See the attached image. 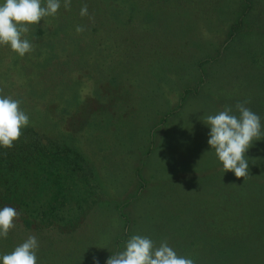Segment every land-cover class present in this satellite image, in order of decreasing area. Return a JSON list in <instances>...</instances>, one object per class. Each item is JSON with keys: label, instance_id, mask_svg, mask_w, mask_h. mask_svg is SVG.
<instances>
[{"label": "rangeland", "instance_id": "374dc122", "mask_svg": "<svg viewBox=\"0 0 264 264\" xmlns=\"http://www.w3.org/2000/svg\"><path fill=\"white\" fill-rule=\"evenodd\" d=\"M153 1L156 7L164 9V13L157 20L159 27L149 23L150 32L160 42H178L176 52L180 53L167 52L162 57L161 51L150 49L140 55L136 73L145 77L149 73V86L156 89H159L156 83L160 79L164 100L146 93L140 98L143 100L138 105L140 112L132 113L131 121L126 124L125 120H114V127L109 129L105 126V118L100 116L95 120L97 129L90 131L89 136L101 135V139L94 143L89 138L83 150L81 144L74 147L79 151L78 159L76 152L69 151L73 145L64 135L45 133L38 128L32 133L22 130L17 144H13L12 150L8 149L11 158L0 161L4 167L0 166V175L9 180L6 191L2 189V197L0 192V207L11 206L18 212L14 218L15 226L9 230L7 238L0 239V253L11 252L29 235L36 236L39 242L38 264H94V258L99 264H105L111 253L123 249L124 242L132 234L149 236L157 245L166 240L174 249L187 246L182 256L191 257L195 262L196 256L199 262L198 253L203 246L217 250L225 245L228 249L231 242H240L257 251L264 248L259 229L245 233L244 230L241 233L230 231L228 201L233 191L228 180L231 179L226 180L220 162L210 151L211 146L207 143L210 129L202 121L225 106L234 110L237 102L256 105L259 100L256 96L264 95V89L256 92L250 88L253 80L249 65L245 69L242 61L237 66L244 54L235 55L233 62L231 52L208 66L207 81L199 85L200 57L192 55H200L194 50L199 46L195 40L216 43L222 29L235 18L240 1L227 0L224 11L217 18L219 0H185L186 6L182 0ZM259 2L263 4L264 0ZM162 21L173 25L165 29ZM184 23L191 25L193 39L189 44L193 49L183 44L185 38L191 37L179 34ZM48 28L52 31L54 27L49 24ZM102 31V41L106 40L111 48L114 46V61H117L121 55L116 48L120 42L116 35L118 29L112 24V29L105 25ZM132 45L135 49L126 45L122 53L128 51L131 57L143 49L136 43ZM91 47L96 48L93 44ZM90 53L89 49L88 56ZM169 55L176 59L162 60ZM259 58L262 59L258 52L246 61L259 62ZM151 60H154V66L165 65L163 74L158 75L159 71L154 68L153 71L145 70ZM118 65L120 62L113 64L110 71L115 73ZM193 84L199 92L178 109L182 89ZM41 122L50 124L45 119ZM66 147L69 148L66 150ZM262 149V139L254 141L252 157H247L248 161H253L252 164L249 162V169L254 170V176H258L257 159ZM57 150L70 156V165L61 166L63 174L71 177L67 182L71 189L67 199L52 213L50 195L36 171L41 152L49 158L56 155ZM127 200L131 201L129 207L124 205ZM122 212L129 213L128 227H125ZM260 214H264V210ZM180 225L185 231L183 244L177 241L179 234L176 231ZM253 259L257 264H264V259L258 255ZM251 260L248 259L247 264H251Z\"/></svg>", "mask_w": 264, "mask_h": 264}, {"label": "trees", "instance_id": "16d2710c", "mask_svg": "<svg viewBox=\"0 0 264 264\" xmlns=\"http://www.w3.org/2000/svg\"><path fill=\"white\" fill-rule=\"evenodd\" d=\"M187 1L182 0L185 6ZM219 1L216 18L224 11V3L227 0ZM239 1L235 18L226 24L225 29H222L216 43L210 41V46L209 41L195 40L199 46L194 50L199 51L200 55H192L200 57L198 68L201 70L199 80L201 85L207 81L209 65L219 62L220 58L228 52H231L233 62L235 55L244 54V59H240L237 66L242 61L245 69L249 65L252 72L250 79L253 80H249L250 88L259 92L264 89V2L262 4L260 0ZM84 5H87L88 15L82 17L80 9ZM163 13L164 9L162 10L161 6L156 7L153 0H71L69 8L66 9L61 3L54 17H46L44 20L42 18L37 25L29 26L27 37L33 44L31 53L21 57L7 45L0 46V94L21 100L20 107L28 114L30 120L29 125L22 129L23 133H32L38 128L45 133L64 135L73 145L69 151L76 152L75 158L78 159L79 151L74 147L81 144V150H83L86 148L85 145H88L89 138L94 143L101 139V135L89 136L90 131L97 129L95 120L100 116L105 118V126L109 129L114 127V120H125L126 124L131 121L132 113L140 112L138 106L142 104L140 98L146 93L164 100L162 96L165 93L161 89L163 85L160 79L156 83L159 89H156L154 86H149V73L148 77L136 73L140 55L147 53L150 49L161 51L162 57L166 56L167 52L180 53L176 52L178 42L155 40L149 30V23L152 27H159L157 20ZM49 24L54 27L52 31L49 28L47 30ZM112 24L118 29L116 35L120 41L116 44L118 53H121L117 61H114L116 49H113L114 46L111 48L106 40L102 41L101 36L103 27L108 25V28L112 29ZM161 25L167 29L173 23L163 24L162 21ZM77 26L83 27L84 30L77 32ZM180 33L183 37H191L183 41L184 47L191 48L189 44V41L193 39L191 25L184 23ZM100 41L102 44L96 45ZM132 43H136L144 50L141 49L140 52L137 51V54L129 57L128 51L123 53L122 51L126 45L135 49ZM92 44L96 47L95 49H92ZM213 47L214 49L208 53ZM89 49L90 56H88ZM258 52L262 58H259V62L258 60L252 63L246 61L252 55L256 56ZM186 56L187 53L184 54V57ZM172 58L176 59L169 55L162 60L169 61ZM153 61L148 62L145 70L153 71L152 68H154L159 71L158 75L163 74L166 70L165 65L161 63L160 67H157L154 66ZM118 62L120 66L118 65V70L113 73L109 68ZM196 88L193 84L182 89L178 109L183 107L186 100L199 92ZM245 93L244 91V95ZM256 97L259 98V100L256 99V105L247 104L246 107L257 113L261 117V123L264 124V95L259 93ZM40 118L49 120L50 124H42ZM164 121L165 119L162 123ZM262 143L263 149L259 152L257 159L258 176L253 175L252 168L249 169V175L245 178L236 177L232 171H225L224 175H227L226 180L231 179L228 181L233 191L230 192L228 201L231 214L230 231L241 233L244 230L245 233L250 229H259V233L264 238V214L258 215L264 210V139ZM14 144H17V140ZM68 148L66 147V150ZM8 149L11 147H0V161L11 158ZM252 153L250 146L245 153L246 159L249 155L252 157ZM55 154L48 158L41 152L36 171V175L39 176L43 187L50 195L49 209L52 213L56 212L58 205L67 199L68 190L71 189L67 185L71 177L63 174L61 166V164L70 165V156L62 154L60 150H57ZM77 159L74 160L75 163ZM249 162L252 164L253 161L249 160ZM0 166L4 169L2 165ZM5 177L7 178L5 175L3 177L0 175L1 197L2 189L6 191L8 188V179L4 180ZM252 180L257 182L253 183ZM130 202L127 200L125 207H129ZM121 216L126 222L125 227H128L129 213L122 212ZM176 232L179 234L177 241L183 244L185 231L182 225L178 226ZM167 235L170 237L169 233ZM203 235L207 238L206 234ZM243 245L240 242H231L230 248L227 249L224 245L217 250L209 247L205 249L206 247L203 246L204 248L198 253L200 260L198 262L196 256L195 264H247L248 259H252L251 264H257V261L253 259L257 255L264 259L263 247L257 251ZM175 250L178 255H183L187 251V246L184 248L181 246Z\"/></svg>", "mask_w": 264, "mask_h": 264}, {"label": "clouds", "instance_id": "9594fccd", "mask_svg": "<svg viewBox=\"0 0 264 264\" xmlns=\"http://www.w3.org/2000/svg\"><path fill=\"white\" fill-rule=\"evenodd\" d=\"M61 3L67 9L71 0H0V46L7 45L21 57L31 53L33 44L27 37L29 26L37 25L42 18L54 17ZM80 15H88L87 5L81 7ZM83 30L81 26L76 27L77 32ZM20 104V99L0 94V147H12L22 129L29 125V116ZM202 121L210 129L207 140L210 151L214 152L224 172L247 177L249 161L245 153L254 141L264 139L261 117L246 107L245 102H238L235 111L225 106ZM17 216L15 208L0 207V239L7 238ZM38 250L37 237L29 235L11 252L0 253V264H38ZM94 264H99V260L94 258ZM105 264H195V261L178 255L166 240L157 245L149 236L132 234L124 242L123 249L111 253Z\"/></svg>", "mask_w": 264, "mask_h": 264}]
</instances>
